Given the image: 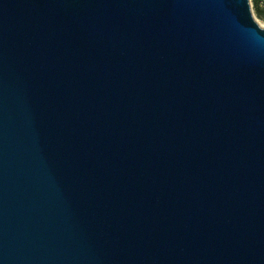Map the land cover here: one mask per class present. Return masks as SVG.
I'll return each mask as SVG.
<instances>
[{
	"label": "water",
	"instance_id": "obj_1",
	"mask_svg": "<svg viewBox=\"0 0 264 264\" xmlns=\"http://www.w3.org/2000/svg\"><path fill=\"white\" fill-rule=\"evenodd\" d=\"M0 264H264L250 0H0Z\"/></svg>",
	"mask_w": 264,
	"mask_h": 264
},
{
	"label": "rangeland",
	"instance_id": "obj_2",
	"mask_svg": "<svg viewBox=\"0 0 264 264\" xmlns=\"http://www.w3.org/2000/svg\"><path fill=\"white\" fill-rule=\"evenodd\" d=\"M250 5H251V10H252V14L254 19L256 20V22L262 27L264 28V18H261L258 16L257 12H256V7H255V3L254 0H250Z\"/></svg>",
	"mask_w": 264,
	"mask_h": 264
},
{
	"label": "trees",
	"instance_id": "obj_3",
	"mask_svg": "<svg viewBox=\"0 0 264 264\" xmlns=\"http://www.w3.org/2000/svg\"><path fill=\"white\" fill-rule=\"evenodd\" d=\"M254 3L258 16L264 18V5L261 3V0H254Z\"/></svg>",
	"mask_w": 264,
	"mask_h": 264
},
{
	"label": "built area",
	"instance_id": "obj_4",
	"mask_svg": "<svg viewBox=\"0 0 264 264\" xmlns=\"http://www.w3.org/2000/svg\"><path fill=\"white\" fill-rule=\"evenodd\" d=\"M261 3L264 5V0H261Z\"/></svg>",
	"mask_w": 264,
	"mask_h": 264
}]
</instances>
